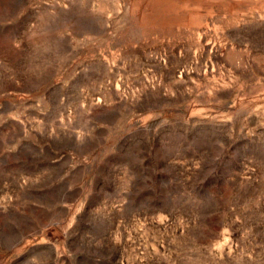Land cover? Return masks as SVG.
I'll use <instances>...</instances> for the list:
<instances>
[{
    "label": "rangeland",
    "instance_id": "374dc122",
    "mask_svg": "<svg viewBox=\"0 0 264 264\" xmlns=\"http://www.w3.org/2000/svg\"><path fill=\"white\" fill-rule=\"evenodd\" d=\"M0 264H264V0H0Z\"/></svg>",
    "mask_w": 264,
    "mask_h": 264
}]
</instances>
